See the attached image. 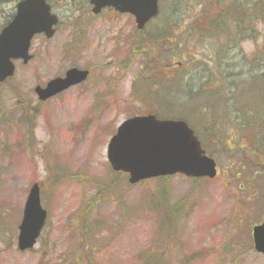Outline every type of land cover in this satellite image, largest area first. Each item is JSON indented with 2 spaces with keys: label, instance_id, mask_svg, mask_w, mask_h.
Masks as SVG:
<instances>
[{
  "label": "rangeland",
  "instance_id": "rangeland-1",
  "mask_svg": "<svg viewBox=\"0 0 264 264\" xmlns=\"http://www.w3.org/2000/svg\"><path fill=\"white\" fill-rule=\"evenodd\" d=\"M232 1L184 0L169 18L165 0L158 18L139 33L128 14L104 9L92 15L88 0H48L60 20L53 37L35 36L32 60L25 65L16 61L13 77L0 84V264H156L153 260L159 258L163 264H264L251 236L252 226L264 217V198H250L253 191L264 194V172L251 171L260 168L264 157L258 159L245 148L242 137L247 133L233 126L250 122L249 109L257 102L247 82L250 69L263 66L264 23L241 26L238 39H232L231 19L219 35L205 33L208 19L224 15ZM246 1L258 9L252 5L256 0ZM16 2L0 0V28L15 12ZM225 43L233 44L228 48L236 56L230 65L231 74L238 75L237 87L216 96L227 100L223 107L210 100L216 115L199 119L198 125L189 119L215 159L218 175L196 180L173 175L164 182L151 179L135 185L127 176L118 178L106 159L107 143L118 125L152 112L187 116L183 102L193 98L192 86L199 83L187 76L198 75L195 62L208 64L206 57ZM182 56L188 59L179 72H191L183 79H188V93L179 88L181 75L173 71ZM71 67L89 70L87 79L40 102L34 87ZM172 73L178 77L171 87ZM214 75V90L220 93L225 78L220 71ZM196 97L203 114L209 101L204 93ZM236 109L247 115L233 118ZM207 120L217 127L220 123L221 138L202 131ZM228 123L234 131L227 134ZM225 136L228 145L221 141ZM33 183L40 187L48 218L36 245L20 252L17 227ZM184 198L177 221L163 223L166 206ZM86 210L79 223L80 212Z\"/></svg>",
  "mask_w": 264,
  "mask_h": 264
},
{
  "label": "water",
  "instance_id": "water-1",
  "mask_svg": "<svg viewBox=\"0 0 264 264\" xmlns=\"http://www.w3.org/2000/svg\"><path fill=\"white\" fill-rule=\"evenodd\" d=\"M158 0H90L92 13L105 7L119 13H129L136 26L144 25L158 13ZM58 19L50 12L46 0H21L11 21L0 31V82L14 73L13 60L26 64L30 41L36 34L46 38L54 34ZM88 72L68 69L64 77L49 80L45 87L34 91L40 100H46L70 86L84 81ZM107 160L114 171L128 174L130 184L144 179L182 174L190 178L216 175L215 161L205 155L192 129L182 120H159L154 115L135 116L123 121L107 145ZM46 211L41 207L39 187L29 189L21 222L18 226L17 248L31 249L44 226ZM254 249L264 254V219L252 229Z\"/></svg>",
  "mask_w": 264,
  "mask_h": 264
},
{
  "label": "trees",
  "instance_id": "trees-1",
  "mask_svg": "<svg viewBox=\"0 0 264 264\" xmlns=\"http://www.w3.org/2000/svg\"><path fill=\"white\" fill-rule=\"evenodd\" d=\"M167 1H169V2H168V4H166L167 5V8H166L167 14L166 15L169 18H171V15H174L177 12H179V10L184 6V0H167ZM237 1H240V3ZM255 3H256V5H255ZM227 5H228V7L224 11V15L217 14V15L211 16L210 19H208V22L206 25V30H207V28H208V30H207V32H205L207 35H209V36L219 35L220 34L219 30L226 31V28H227L228 22H230L229 21L230 19L234 20V29H235V34L232 35V39H233V36L235 37V39H238L236 34H239L238 31H240L241 26H244V27L248 26L250 28V27L254 26L255 22L260 21L261 23H264V18L263 17L260 18V16L257 15L258 9L259 10L261 9L262 13L264 14V4L262 3V0H256L255 2L252 1V5L258 7V9L253 8V6H251V3H248V5L244 6L245 3H243L242 0H233L231 2V4L227 3ZM231 11H232V13H231ZM241 15H242V17H241ZM11 17H12V15L10 16V18ZM243 18L244 19L247 18L248 20L244 21ZM8 21L9 20H7L2 26H4ZM174 22L175 21L169 22V24L173 25ZM245 22H247V23L245 24ZM242 24H244V25H242ZM174 44H177V41ZM180 45L181 44H178L177 46L180 47ZM232 45H229L228 47H232ZM228 47H227L226 43L221 44L218 52L214 51L213 55L206 57L205 61L209 62L208 64H203V66H200V65H202V62H204V61L200 60V59L197 60L194 64V67H196L195 70H196V73L198 75H195V74L189 75V74H191V72H189V70H186V72L184 74H181L179 72L180 66L188 59L187 56L186 57L182 56L181 59L177 58L175 60V63H174V65H176V67L173 71H175V72L178 71V73L181 75V79L179 80L178 83H179V88L180 89L182 88L183 93L184 92L188 93L190 91L189 90V84H187V80L189 78H191L190 80L194 79V81H196V79H197V81L199 83L196 84L195 86H192L193 87L192 89L195 90V91H191L192 95H193V96L192 95L191 96L193 98L191 100L186 101L187 103L183 102L184 104H186V108L184 107L185 110L189 109L187 116H180V117H165L164 116L161 118L182 119V120L187 121L189 123V125L191 126V128L194 130L195 134L200 139L203 148L205 147L203 145V139L198 135V132L195 130L193 125L190 123L189 119L195 118L196 123L198 125L199 119H205V118L209 119L210 117H213L214 115H216V110H217L216 107L217 106L223 107V103L225 100V98H223V99L221 98L220 100H218V98L216 96L221 95L222 93H226L228 95L229 93L232 92L233 88L236 89L237 85H236L235 77H237L238 75L233 74V73L231 74L232 70H231V65H230V60H231V58H233L235 56V54L232 55V53H230L232 51V48L230 49ZM236 60L240 61L239 59H236ZM190 61L193 62V60L191 58H190ZM260 61H262V59ZM262 62H263V66L261 68H259L257 71L254 69H250V71H249L250 77L248 78V80H251V81H249L247 83H250V86H249L250 91L255 92L253 100L257 101L256 104L254 105L255 107L251 106V109H249L250 112L248 113L247 120H250V122L246 123V122L241 120L247 114L240 113L239 109L235 110L237 112L232 111L234 113L233 118L241 120V123L235 122V125L233 124V126H236L237 128H241L242 130H244L243 132L247 133L245 137H242L243 139H246L244 146H245V148L252 151L258 159H261L262 157H264V138H263V134H264V60ZM210 63L212 66L210 65ZM215 71H220L221 75H223L225 78V83L223 85L224 87H222L223 89H221L222 92H220V93H219L218 89L214 90V86L216 85L215 79L217 77L216 75H214ZM174 73H172V75L170 77L171 78L170 79L171 80L170 81L171 87L173 86V83H175L177 81V79H175V78L178 77V73H176V74H174ZM169 74H171V72H169ZM185 75H189V76H187L188 79L185 81V83H183V79H184ZM244 75H246V74H244ZM164 81H165V79H164ZM199 93H201V94L204 93V95H206V97H207V101H209V102L204 103V104L207 103V105L205 108H203L204 109L203 114L200 112V106L198 104V100L196 97ZM177 95H179V94H177ZM210 100L213 102L215 100H217L216 102L218 105L216 106L215 105L216 102H214L215 103L214 104ZM225 101H227V100H225ZM183 103L179 104L180 107L183 106ZM242 108L245 109L246 106L243 105ZM224 109H225V107H224ZM227 109H228V106H227ZM154 114L158 115V113H156V112H154ZM230 114H231L230 112L228 114L224 113V115H228V117H225V118H230V116H231ZM158 116H160V115H158ZM202 123L205 124L204 125L205 128H203L202 131L204 133L208 134L210 137H213V138L217 137V135L221 133L220 129L222 126L220 125V123L218 124V127H217L216 123L208 122V120L204 121ZM227 125H228L227 126L228 130L226 133L227 134L229 132L232 133L234 131V129H230L229 123ZM223 132H224V130H223ZM220 136L217 138H221ZM228 139H229V137H228ZM221 141L224 142V144L228 145L226 136H225V140L223 137ZM207 153L209 155H211L210 152L207 151ZM261 155H263V156H261ZM261 161H262V163H261V166H259L260 167L259 169L255 168V170H251V171H253V173L255 175H260V174H263V172H264V160H261ZM252 167H254V166H252ZM117 176H118V178H121V177H123V174L118 173ZM167 179L168 178H166V177L165 178H158V179H155V181L164 182ZM146 182L147 181H144L143 183H146ZM262 192H263L262 190L253 191V192H251L252 197L250 196V198L251 199L255 198V200L263 199L264 194H261ZM185 199L186 198L179 200L177 203H175L171 206H168V205L166 206V208L162 211L163 213L161 215L163 223H165L169 226V225H172L173 222L177 221V218H178L177 216L179 215L180 210L183 208V203H184ZM90 205H91V203L87 204V206H86L87 210H88V208L89 209L91 208ZM87 210L80 212L79 219H78L79 223H82L85 220V216L88 213ZM148 259L153 260L151 258V256H148ZM153 262H155L156 264H163L164 261L161 260V258H159V259H154Z\"/></svg>",
  "mask_w": 264,
  "mask_h": 264
}]
</instances>
